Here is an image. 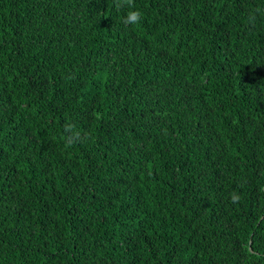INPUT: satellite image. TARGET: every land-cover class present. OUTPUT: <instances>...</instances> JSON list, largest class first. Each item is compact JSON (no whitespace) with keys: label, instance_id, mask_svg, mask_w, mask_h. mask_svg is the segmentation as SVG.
Returning <instances> with one entry per match:
<instances>
[{"label":"trees","instance_id":"16d2710c","mask_svg":"<svg viewBox=\"0 0 264 264\" xmlns=\"http://www.w3.org/2000/svg\"><path fill=\"white\" fill-rule=\"evenodd\" d=\"M136 5L0 0V264H264V0Z\"/></svg>","mask_w":264,"mask_h":264},{"label":"clouds","instance_id":"9594fccd","mask_svg":"<svg viewBox=\"0 0 264 264\" xmlns=\"http://www.w3.org/2000/svg\"><path fill=\"white\" fill-rule=\"evenodd\" d=\"M113 6L117 11L126 10L123 17L122 23L125 26L137 27L143 21V12L137 7L136 0H113ZM259 9L253 10L248 15V22L254 23L256 20V12ZM264 14V13H262ZM87 139L86 134L78 128V126L72 122L67 121L63 126V132L60 137V141L63 144L64 151H70L74 149L77 145L82 142H85ZM240 199L239 194L232 193L231 200L233 202H238Z\"/></svg>","mask_w":264,"mask_h":264}]
</instances>
